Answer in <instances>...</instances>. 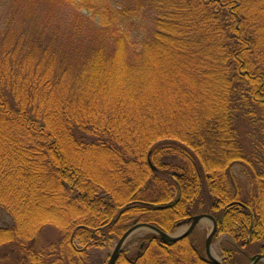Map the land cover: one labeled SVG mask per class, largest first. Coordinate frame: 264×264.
Here are the masks:
<instances>
[{"label":"trees","instance_id":"16d2710c","mask_svg":"<svg viewBox=\"0 0 264 264\" xmlns=\"http://www.w3.org/2000/svg\"><path fill=\"white\" fill-rule=\"evenodd\" d=\"M14 1L33 19L0 50V264H99L130 222L169 233L199 214L231 239L222 264L263 255L264 0ZM192 234L144 236L115 264H214Z\"/></svg>","mask_w":264,"mask_h":264},{"label":"rangeland","instance_id":"374dc122","mask_svg":"<svg viewBox=\"0 0 264 264\" xmlns=\"http://www.w3.org/2000/svg\"><path fill=\"white\" fill-rule=\"evenodd\" d=\"M19 4H20L19 2H16L14 0H0V50H5L7 48L6 44L9 40L7 39L8 33H5L3 30V28L7 24L11 27L14 26V24H16L19 27H25V26L27 27V25H29L33 19V14H32L33 11L31 9V5L25 1L21 3L20 5ZM42 9H45L48 11V8L46 7V3ZM51 11L54 12L56 15H58V18L64 17L63 14L64 15L68 14V12L61 11V9L59 10L58 7H52ZM139 21L144 30L146 29V27L149 26V22L146 16L140 17ZM12 22H15V23L10 24ZM10 47H12V44ZM0 54H2V56H0V63H2L0 64V78L6 80L8 78V73L10 72V67L7 66L6 64L7 58L5 57V52L0 51ZM201 79H203V77ZM203 84H204V80H203ZM201 89L202 90H200L199 88H194L193 91L200 94L201 97H203L202 100L203 101L205 100L206 102H207V98L212 97L216 92V88L213 87L212 85H207V82L205 83L204 88H201ZM58 94L62 96H67L68 93L65 90L62 92V89L60 88ZM185 96H188V95L186 94L184 95V97ZM72 97L74 96L72 95ZM180 101L182 100H177V102H174L173 105L175 106ZM180 120L181 118L178 117V118L172 119L170 123H172L173 125H176ZM240 136H241V141H242L243 146L248 147L250 145V141L247 139L245 131L243 129H240ZM70 157L76 158V155H74L73 153H70ZM167 162L169 161L167 160ZM104 166L105 165L103 162L97 163L96 165L100 175L104 174V171H105L103 170ZM232 169H233L234 176L236 178L235 183L238 185V187L241 189L242 192H248L247 179L241 172L240 167L237 164H234ZM97 178L102 180V177H97ZM231 186H233L232 183H231ZM0 194L2 195L0 197L1 201H4L2 192H0ZM245 195L243 194L242 196H245ZM4 196L8 198L7 195H4ZM40 210L41 211L39 210L37 211V209H32V208L28 209L27 216H29L33 222H37L34 225H37L38 221H40L39 220L40 213H44V214L47 213L45 211V207L41 208ZM131 223L132 222H130L129 224L130 226H133V224H135V223H132V224ZM7 225L8 226L12 225V218L6 211H4L1 208V205H0V227L7 226ZM187 226L188 225H181L177 227L176 229H174L172 232H169V235L171 236L179 235L187 229ZM211 230H212V221L209 219H203L195 227L193 234L191 236L193 237V240L195 242L198 241L199 246H201L202 248V254L206 257L207 255L205 253V239L209 235ZM152 233L153 232L150 231L149 229H140L136 231L135 233H133L127 239V241L125 242L123 246V254H125V252L128 253V255H130L129 259L132 260L135 257V253L140 250L142 243L143 244L146 243L145 240L142 241L141 239H143L144 236L153 235ZM50 236H54L52 232L50 233ZM56 236L57 234L55 233V236L52 238H55ZM224 241L229 242L231 241V239L225 234H218L212 239V242L210 244L209 254L212 258H214L217 261H222L223 259ZM116 242H117V239H113L109 241L106 245H103L101 248H94L93 250L94 251V255H93L94 261L98 262L99 264H106L108 257L111 255V253L114 250ZM249 260L250 259H248V261ZM123 263H125V261L121 258V260L117 264H123Z\"/></svg>","mask_w":264,"mask_h":264},{"label":"water","instance_id":"95a60500","mask_svg":"<svg viewBox=\"0 0 264 264\" xmlns=\"http://www.w3.org/2000/svg\"><path fill=\"white\" fill-rule=\"evenodd\" d=\"M204 218H208V219L212 220V223H213L212 230L209 233V235L207 236L206 241H205V253L211 262H213L214 264H221L219 261L212 258L209 254L210 243H211L213 235L216 232L217 225L213 221V218L207 214H201V215L193 216L191 219H189L190 224H189L188 228L184 232H182L181 234L173 235V236L169 235L168 233L160 231L158 228H156L153 225H148V224H144V223L133 225L132 227L127 229L120 236L119 240L116 242V245L114 247L113 252L111 253V255L108 258L107 264H115V262L119 256V254L121 253L122 248H123L125 242L127 241V239L133 233H135L136 231H138L140 229H149L150 231H152L155 235H157L160 238L162 243H173V242H176L178 240H181V239L187 237L191 233V231L195 228L197 223ZM258 261L264 262V255H257L254 258H252L251 264H256Z\"/></svg>","mask_w":264,"mask_h":264},{"label":"flooded vegetation","instance_id":"af4514ba","mask_svg":"<svg viewBox=\"0 0 264 264\" xmlns=\"http://www.w3.org/2000/svg\"><path fill=\"white\" fill-rule=\"evenodd\" d=\"M259 263H261V262H259ZM258 264V263H257Z\"/></svg>","mask_w":264,"mask_h":264}]
</instances>
